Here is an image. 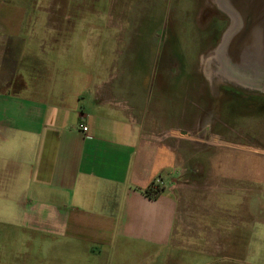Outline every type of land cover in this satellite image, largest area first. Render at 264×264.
<instances>
[{"label":"rangeland","instance_id":"rangeland-1","mask_svg":"<svg viewBox=\"0 0 264 264\" xmlns=\"http://www.w3.org/2000/svg\"><path fill=\"white\" fill-rule=\"evenodd\" d=\"M53 1L69 5L56 4L39 15L72 18L64 26L67 38L46 41L45 55L39 47L45 41L37 46L31 40L22 73L34 61L29 54L38 50L39 83L73 94V83L104 82L115 89L117 103L135 104L131 112L144 117L145 143L178 148L181 161L173 166L178 170L172 184L187 203L178 236L190 247L180 254L184 264H264V66L258 71L254 47L245 48L248 59L241 70L227 55L228 68L216 59L228 32L247 25L242 20L236 25L221 9L230 1ZM255 10L264 19V8ZM162 176L154 182L160 189ZM7 203L13 207V201ZM29 233L0 224V264H80L58 261L64 255L47 248L43 232L31 238ZM80 257L81 264L164 262L138 251L96 261Z\"/></svg>","mask_w":264,"mask_h":264},{"label":"crops","instance_id":"crops-1","mask_svg":"<svg viewBox=\"0 0 264 264\" xmlns=\"http://www.w3.org/2000/svg\"><path fill=\"white\" fill-rule=\"evenodd\" d=\"M67 3L0 0V224L43 232L63 263L81 264V253L96 261L138 251L163 264H184L180 254L190 247L178 236L187 203L172 184L178 148L165 147L167 153L158 141L145 143L144 117L131 112L135 104L117 103L104 82L73 83V94L39 83L37 58L46 41L66 39L64 26L73 21L42 18L39 11ZM31 40L45 43L29 54L34 61L22 73ZM82 117L87 132L79 127ZM161 176L164 189L148 196Z\"/></svg>","mask_w":264,"mask_h":264},{"label":"bare ground","instance_id":"bare-ground-1","mask_svg":"<svg viewBox=\"0 0 264 264\" xmlns=\"http://www.w3.org/2000/svg\"><path fill=\"white\" fill-rule=\"evenodd\" d=\"M229 1H230V4L229 3L228 4L230 6L228 4H227L228 6L226 4L224 5L222 4L223 7L220 5L222 7L221 9H223L225 12L229 14V16L232 17L233 22L234 23L236 22V25L237 23H239L238 21H241V20L244 21V23L246 22L247 25L246 27H242L238 29L236 28L235 32H234L235 28L233 31H229L227 34L228 35L227 38H224L226 39V43L223 42L222 43L223 45H220V46L218 45L215 57L220 62V65L222 64V67L224 66V64H226V67H227L229 64V62H227L226 60L227 58L226 55H227L228 57H230L229 58L230 60L229 59L228 60L232 62V65L234 64L237 65L236 68L241 70L243 69L244 63L248 59L247 49H250L249 47H254L255 48L254 52L257 58L261 61V64H260L261 67L259 66L260 68H257V69L258 71L262 70V67L264 66V48H263L264 47V43H263L264 42V38H263L264 37V19H263L261 11H258V10L253 11V10L255 7L264 8V0H256L254 1L255 4L254 2H251L248 0H229ZM251 3L253 4L251 5ZM252 7L254 8L252 9ZM230 9H232V11ZM224 76L229 78L228 77L229 75H227L226 73ZM229 81H230V78H229Z\"/></svg>","mask_w":264,"mask_h":264},{"label":"trees","instance_id":"trees-1","mask_svg":"<svg viewBox=\"0 0 264 264\" xmlns=\"http://www.w3.org/2000/svg\"><path fill=\"white\" fill-rule=\"evenodd\" d=\"M163 189H160L159 187H155V183L153 182L150 187L147 189L148 196L152 198H156Z\"/></svg>","mask_w":264,"mask_h":264},{"label":"built area","instance_id":"built-area-1","mask_svg":"<svg viewBox=\"0 0 264 264\" xmlns=\"http://www.w3.org/2000/svg\"><path fill=\"white\" fill-rule=\"evenodd\" d=\"M79 127H80L83 131H85V132L88 131L89 127H88V125L86 124V122H85V118H84V117H82L81 122H80V124H79ZM160 179H161V177H160V178H157V179L155 180V182L158 183V182L160 181Z\"/></svg>","mask_w":264,"mask_h":264},{"label":"flooded vegetation","instance_id":"flooded-vegetation-1","mask_svg":"<svg viewBox=\"0 0 264 264\" xmlns=\"http://www.w3.org/2000/svg\"><path fill=\"white\" fill-rule=\"evenodd\" d=\"M226 89H228V88H226ZM228 90H229V89H228ZM236 94H238V95L240 94L241 97H242L241 99H242V100H245L246 95H245L244 93H240L239 91H237ZM242 115H245V113H242ZM246 115H247V114H246Z\"/></svg>","mask_w":264,"mask_h":264}]
</instances>
